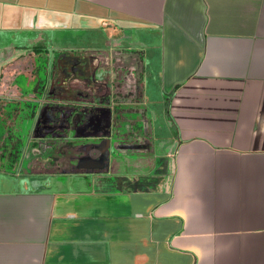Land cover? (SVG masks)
Listing matches in <instances>:
<instances>
[{
    "label": "crops",
    "instance_id": "crops-1",
    "mask_svg": "<svg viewBox=\"0 0 264 264\" xmlns=\"http://www.w3.org/2000/svg\"><path fill=\"white\" fill-rule=\"evenodd\" d=\"M0 101V264H264V0H0Z\"/></svg>",
    "mask_w": 264,
    "mask_h": 264
},
{
    "label": "rangeland",
    "instance_id": "rangeland-1",
    "mask_svg": "<svg viewBox=\"0 0 264 264\" xmlns=\"http://www.w3.org/2000/svg\"><path fill=\"white\" fill-rule=\"evenodd\" d=\"M125 89L126 90H128L129 88H128V85L125 87ZM31 128H32V119L30 118V119H25V121H24V123H23V125H21V124H18L17 125V129L19 130V131H16L15 133L14 132H11V133H9V138H7L5 141H3L4 139H5V136L7 135L6 133L5 134H3L4 132H0V145H5V144H7V141H10V142H12L13 141V139H11V138H14L15 139V142L16 141H18V140H24V139H27L28 137H29V134L31 133ZM5 142V144H3ZM23 149H21V151H22ZM73 150L71 149V152H72ZM76 154L77 155H83V154H81V153H79V152H76ZM75 160H74V162L72 163V162H70V159L69 158H67V157H64V161H66V162H64V164H62V165H60L62 168L64 167H75V165H76V162H77V160H78V158H74ZM21 161H22V157H21V159H20ZM85 160H88V162H90L91 160H89V158L88 157H84V158H81L80 160H79V164H82V163H85L86 161ZM83 161H85V162H83ZM95 162V164L97 165V166H101V167H103L104 166V162L101 160V159H98V160H94ZM51 164V163H50ZM138 164V161H136V163L134 162V161H123L122 162V166H120L119 164V166L118 167H120V168H124V169H126V168H130V167H133V168H136V165ZM127 165V166H126ZM125 166H126V168H125ZM139 166V165H138Z\"/></svg>",
    "mask_w": 264,
    "mask_h": 264
},
{
    "label": "trees",
    "instance_id": "trees-1",
    "mask_svg": "<svg viewBox=\"0 0 264 264\" xmlns=\"http://www.w3.org/2000/svg\"><path fill=\"white\" fill-rule=\"evenodd\" d=\"M6 102H1L0 101V115H5L6 114V112H7V107H6ZM8 126H5V128H4V134L5 133H8L9 131L10 132H16V131H18V129L16 128V130L14 129V131L13 130H10V128H12V126L10 127V128H7ZM13 129V128H12ZM0 132H2L1 130H0ZM2 145H0V153H2ZM0 168H3V163H2V161H0Z\"/></svg>",
    "mask_w": 264,
    "mask_h": 264
}]
</instances>
